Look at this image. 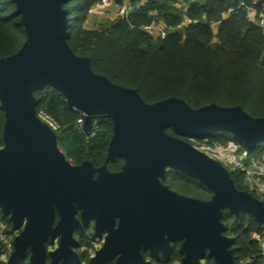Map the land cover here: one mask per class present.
Segmentation results:
<instances>
[{"label": "water", "instance_id": "obj_1", "mask_svg": "<svg viewBox=\"0 0 264 264\" xmlns=\"http://www.w3.org/2000/svg\"><path fill=\"white\" fill-rule=\"evenodd\" d=\"M13 1L22 15L26 40L16 52L0 57V104L6 116L5 144L0 148V208L12 227L20 228L8 264H17L27 255L29 264H47V255L49 264L59 259L61 264H74L78 253L71 247L70 236L73 227L80 225L74 217L77 206L83 207L85 221L88 210L94 211L101 201L107 215H97L96 234L104 223L110 233L89 264H104L118 253L114 264H143L142 243L153 255L163 248L168 258L169 238L183 239L182 264H202L207 251L212 264H236L235 237L224 233V209L236 216L247 211L264 227V200L239 189L222 162L178 135L229 131L255 147L264 141V116H254L240 104L212 102L193 107L177 96L148 102L136 88L95 72L90 57L71 48L63 0ZM45 84L62 91L68 104L81 112L87 135L94 118H113L108 158L116 153L126 157L121 173L106 170L104 178L94 180L96 168L91 162L71 163L58 144L56 131L36 114L34 91ZM166 166L196 176L213 190L212 197H186L157 185L154 175H164ZM105 168L104 164L100 169ZM119 177L130 180L121 183ZM120 196L133 200L136 208L115 230L109 204ZM56 212L59 220L53 226ZM58 234L59 246L48 252L45 240ZM128 239V247L115 249L114 243Z\"/></svg>", "mask_w": 264, "mask_h": 264}, {"label": "trees", "instance_id": "obj_2", "mask_svg": "<svg viewBox=\"0 0 264 264\" xmlns=\"http://www.w3.org/2000/svg\"><path fill=\"white\" fill-rule=\"evenodd\" d=\"M97 1L63 0L62 3L70 22L68 43L77 54L90 57L95 72L136 88L148 102L177 96L193 107L212 102L227 106L240 104L252 115L264 116V29L249 20L246 7L240 5L241 1L252 4L254 0H184L188 3L184 10L175 5L176 0H146L128 16L118 15L98 27L88 28L84 22ZM114 1L121 4L124 0ZM262 3L264 0H258L256 5L261 7ZM184 15L192 22L175 27L166 37L152 36L142 27L155 19L177 25ZM213 22H218L217 31L212 27ZM25 40V25L15 2L0 0V57L16 52ZM34 94L36 110L44 109L60 122L57 141L68 159L74 163L103 159L113 133L112 117H99L97 125L92 127L95 135L90 136L77 125L81 112L68 104L62 91L45 84L35 89ZM5 119L0 104V148L5 144ZM166 130L176 134L171 127ZM209 135L200 137L217 140ZM233 138L247 146L238 137ZM219 139L227 142L232 138ZM247 147L252 153H263L264 141ZM231 176L239 189H247L243 172L232 171ZM212 195L213 190L198 180L196 196L209 199ZM222 217L224 233L235 237L232 248L236 263L241 257L254 255L256 263L264 264L263 247L252 236L254 232L264 234L263 225L247 211L236 216L225 208ZM7 231L13 232V227L7 226ZM173 254L171 260L181 257ZM209 263L205 256L202 264Z\"/></svg>", "mask_w": 264, "mask_h": 264}, {"label": "flooded vegetation", "instance_id": "obj_3", "mask_svg": "<svg viewBox=\"0 0 264 264\" xmlns=\"http://www.w3.org/2000/svg\"><path fill=\"white\" fill-rule=\"evenodd\" d=\"M113 134V133H112ZM177 135V134H176ZM180 137L184 136L178 135ZM111 140V139H110ZM188 140L191 144L192 142L189 139ZM193 145V144H192ZM109 146V145H108ZM109 156V150L107 148L106 154L103 157L101 161H95L94 159H83L79 163H74L71 161L72 164H82L84 161H89L92 163L93 167L96 168L93 171L92 178L94 180H97L98 178H104L106 176V170L107 172L111 174H119L124 170V166L126 165V157L122 154H114L113 157L108 158ZM105 164L106 168L100 169ZM154 177L157 179V185H164L167 186L170 190L176 192L179 195H183L186 197H193L198 198L196 196V189L198 184V178L192 174L187 173L186 171H183L181 169L172 167V166H166L164 169V175L155 174ZM153 177V178H154ZM130 179H122L117 178L118 182L125 183L128 182ZM156 183V182H155ZM127 184V183H126ZM160 187V186H159ZM127 189V188H126ZM155 189L159 190V188L155 185ZM124 197L120 196L117 199L112 200V202L109 204L111 207L110 210V220H111V226L113 229L117 230L119 227L121 220L123 218L129 217L130 213H133L134 209V201L130 199H124ZM106 204L104 202H99L94 205V211L88 210L86 220H83V207L77 206V209L75 211L74 217L78 220L80 225H76L73 227V231L71 232V247L73 250L78 253V260L75 262L81 261L82 255H88L89 259L95 255L96 251L101 248L104 243L106 242L107 236L110 233V230L108 227L104 224L101 225L99 234H96V221H97V215H107L106 211ZM59 220V216L56 212L55 219L53 226L56 225V223ZM20 230V228L18 229ZM61 235L58 234L55 237L51 238L50 236L45 240V245L47 247V251L55 249L59 246ZM163 237H167L166 233H163ZM130 240L124 242H117L114 243L115 249H124V247H128L130 245ZM183 239L180 238H169L168 244L171 247L170 256L166 258L163 254V248L158 249L157 255H153L151 253V248L149 246H145L143 243L139 247V251L142 254L141 261L143 264H146L144 262H149L150 264H174V263H182L183 254L180 252V247L182 244ZM179 247V253L182 255L179 258H172L173 252L176 251V246ZM120 253L116 254L113 259L107 260L104 264H114L116 262V259ZM47 264L50 263L51 257L47 255ZM139 260V259H138ZM61 259L58 260L57 264H61ZM74 262V263H75ZM85 262V261H84ZM88 264V263H87Z\"/></svg>", "mask_w": 264, "mask_h": 264}, {"label": "built area", "instance_id": "obj_4", "mask_svg": "<svg viewBox=\"0 0 264 264\" xmlns=\"http://www.w3.org/2000/svg\"><path fill=\"white\" fill-rule=\"evenodd\" d=\"M115 2L114 0H108ZM146 0H140L134 2L133 0H124L119 4V15L128 16L133 9L140 5V3ZM258 0H254L252 4H246L244 1L240 2V5H244L247 9V18L251 21L258 23L264 29V3L258 7ZM175 5L181 9H187L188 3L184 0H176ZM226 14V13H225ZM192 19L184 15V18L177 25L167 24L163 19H155L150 23L144 24L142 27L145 31L155 37H166L167 34L175 27H182L188 23H191ZM218 22H213L212 27L217 31ZM37 116L44 122H46L53 130L57 131L60 127V122L44 109L36 111ZM83 116L78 118L77 125L83 128ZM98 123V118H94L93 126ZM90 136L95 135V131L92 130ZM192 144L199 150L205 152L209 156L222 162L230 172L241 171L244 173V181L248 191L256 193L258 198L264 197V152L262 154L252 153L250 149L240 141L235 139H229L227 142H221L217 140H211L209 137H189ZM251 192V193H252ZM19 233L17 228H13V232L7 231V225L2 220L0 215V262L2 264H8L10 255L14 249L13 240ZM252 236L260 241L263 247L264 253V234L254 232ZM75 262L74 264H76ZM203 263V259H202ZM180 264V263H174ZM182 264V263H181ZM236 264H258L255 262V256H246L239 258Z\"/></svg>", "mask_w": 264, "mask_h": 264}, {"label": "rangeland", "instance_id": "obj_5", "mask_svg": "<svg viewBox=\"0 0 264 264\" xmlns=\"http://www.w3.org/2000/svg\"><path fill=\"white\" fill-rule=\"evenodd\" d=\"M118 12H119V4H117L116 2H110L108 0H99V1H97V3H95L91 7V9L87 15V18L84 22V25L88 28L98 27L99 25L104 24V23L116 18L119 15ZM57 135L59 138V134H57ZM209 136L212 139H217V140H220L219 138H221V137H230L232 139H234L233 137H235V135L232 134L231 132H225V131H218V132H215V134H213V133L210 134ZM256 154H262V153L257 152ZM252 193L254 195H256L255 192H252ZM0 215L2 217V220L6 223L7 226H9V227L12 226L11 220L9 219L8 216H5L2 213L1 208H0ZM222 221H225L224 217H222ZM239 254H240V252L237 250L236 256H238ZM173 256L174 257L182 256L179 253L178 245L176 246V251L174 252ZM205 256L210 261L209 264H212L213 263V257L208 255V251L205 254ZM89 260L90 259H89V256L87 254L82 255L81 261L79 263H76V264H87V263L89 264ZM17 264H29V255H27L26 257H23ZM106 264H109V263H106Z\"/></svg>", "mask_w": 264, "mask_h": 264}]
</instances>
